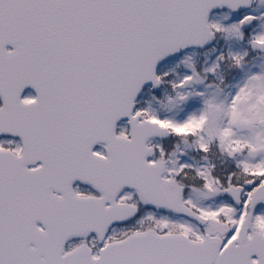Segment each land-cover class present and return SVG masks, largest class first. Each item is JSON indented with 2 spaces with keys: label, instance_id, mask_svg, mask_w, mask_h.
I'll use <instances>...</instances> for the list:
<instances>
[{
  "label": "snow or ice",
  "instance_id": "6c2138e0",
  "mask_svg": "<svg viewBox=\"0 0 264 264\" xmlns=\"http://www.w3.org/2000/svg\"><path fill=\"white\" fill-rule=\"evenodd\" d=\"M0 264H264V0H0Z\"/></svg>",
  "mask_w": 264,
  "mask_h": 264
}]
</instances>
